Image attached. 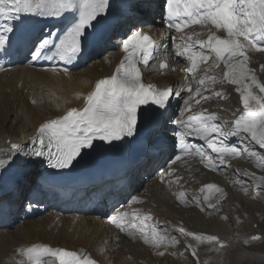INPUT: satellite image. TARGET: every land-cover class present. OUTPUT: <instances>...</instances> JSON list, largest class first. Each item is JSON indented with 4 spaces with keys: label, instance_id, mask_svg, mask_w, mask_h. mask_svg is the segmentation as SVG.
<instances>
[{
    "label": "bare ground",
    "instance_id": "1",
    "mask_svg": "<svg viewBox=\"0 0 264 264\" xmlns=\"http://www.w3.org/2000/svg\"><path fill=\"white\" fill-rule=\"evenodd\" d=\"M120 2L121 0H118V4ZM146 2L147 0H137L140 4ZM154 2L158 5L160 0ZM158 13L157 7L141 11L135 17L121 19L116 28L121 35L115 36L111 41L109 54L101 57L102 50L107 44L103 45L96 53L100 58L97 59L95 55L89 59L87 69L83 67L73 71L43 69L31 64L32 57L25 61L20 54L0 56V78L21 73L28 99L19 101L20 109L27 113L26 116L23 113V117L28 126L11 131L8 130V126H0V152H7L12 143L27 144L41 123L63 116L71 108H83L86 96L94 90L95 83L112 75L120 63L123 57L122 48L113 45H117L124 38L123 33H127L129 26L132 25L152 32L162 44L160 58L145 68V79L157 83L160 87L173 83L175 88H182L186 79L191 84L192 93L184 91L182 98L177 100L180 101L182 108L184 106L182 101L187 99L188 95H192L191 108L182 114L177 113L175 118L186 119L190 115L216 113L219 121L227 120L231 125L241 112L233 87L225 82L215 85L206 82L205 85H199L198 80L204 77V69L207 66L202 64L195 75L187 72L190 64L174 54L173 42L169 41L170 33L162 26ZM40 18L30 17L23 22L37 21ZM48 31H51V26L43 30V32ZM206 33L207 29L203 26L192 27L177 34L175 42L182 43L181 36L184 37V43L204 40ZM188 36H191V41L188 40ZM196 48L199 49V45ZM162 58L170 63V68L164 71L159 67V60ZM251 61L256 68L260 63L264 64V52L252 50ZM172 66L177 70L172 71ZM222 73L221 65L220 68H213L207 74L215 75L219 79ZM260 74L264 80V71H260ZM15 86L17 84L8 87L13 89ZM197 88L201 89L204 96L210 98L200 99L196 95ZM7 90L9 89H0V94ZM213 92H222L223 96H215ZM22 93L18 91L15 96H21ZM9 98L0 99V105H11L13 109L15 104ZM196 100L200 102L196 103ZM163 134L160 131L156 134L158 139L156 136L149 138L142 161L122 179L128 190L122 187L114 194L113 200H107L106 197L112 194V187L118 179L103 186L106 191L103 189L99 191L100 186L96 185L92 191H99L96 194L97 201L86 210L80 208L79 203L87 191L79 189L71 199L58 204L52 203L59 200L58 195L47 190L41 167L30 166L26 170L27 179L17 180L22 187L15 186L7 203L17 206L18 191L21 189L20 197L23 194L22 190L29 191L26 197L29 199L32 196V199H36V203L29 205L28 210L31 214H45L37 221V223L42 222L43 227L36 232L38 224L29 220L12 231L13 224L18 221L12 222L6 219V223L1 222L0 264H31L27 255L21 254L19 249L26 250L27 247L40 243L54 248L73 249L81 255L90 254L100 264H264V250L259 247L255 250L249 249V246H260L264 242V236L260 239H252L256 234L263 233L264 179L261 177H264V159H261V156H264V149L253 145L249 149L251 154H242L238 159L231 158L227 160L226 166L220 165L215 170H209L206 168L209 163L207 157L213 154L207 148L201 147L204 155L196 154L176 164H167L162 171L154 173L156 166L167 162V157L173 151V143L171 145L168 138L172 136L171 132L167 135ZM226 142L235 143L236 138L232 137ZM211 179L222 183L228 193L226 200L216 209L208 208V203L203 202L197 192L201 184ZM141 184L144 188L138 190ZM12 186L13 181L0 186V193ZM31 187L34 188L29 189ZM181 193L184 194L183 202L180 198ZM255 198L260 200V206L252 203ZM197 200L200 203H197ZM9 207L11 206L0 205V214L5 216ZM114 209L127 211L129 213L126 218L127 226L134 223L136 228H130L129 232L117 229L109 219V216L114 214ZM62 210L69 214L64 215ZM92 211L98 214L85 215ZM181 226L195 233L216 235L225 246L220 248L214 242L199 243L191 237H182L178 231ZM141 228L150 238L156 232L168 239L158 246L146 244L140 232ZM173 236L179 241L176 247L170 242ZM186 240L196 248V257L191 254L192 250L187 248ZM46 259L49 260V264H58L55 258Z\"/></svg>",
    "mask_w": 264,
    "mask_h": 264
},
{
    "label": "snow or ice",
    "instance_id": "2",
    "mask_svg": "<svg viewBox=\"0 0 264 264\" xmlns=\"http://www.w3.org/2000/svg\"><path fill=\"white\" fill-rule=\"evenodd\" d=\"M157 7L163 25L170 32L183 33L191 25L207 29L206 40L184 43L181 36L182 43H176V37H173L174 54L190 64L187 69L190 74L195 75L202 64L207 66L204 77L198 80L199 85L225 81L235 85L244 109L242 114L231 125L227 120L219 121L216 113L175 118L177 113L190 110L193 97L188 95L182 101L184 106L176 113L172 112L173 101L180 100L185 90L192 93V87L190 84L186 89L159 87L143 81L141 66L148 67L150 61L157 60L162 45L148 32L132 25L127 33H123L124 38L113 45L121 47L125 54L115 73L95 83L83 108H71L63 116L41 123L27 144L12 143L7 152H0V186L9 181L26 180V170L36 163L46 169L70 170L89 155L85 150L95 151L99 147L95 144L97 140L110 146L113 142L141 141L147 148L145 138L156 136L168 125L175 126L172 137L183 145L173 163L180 161L182 155L193 152L204 155L199 148L194 149L190 142L186 143L189 137L207 142V149L214 156L208 155L206 166L213 170L220 165L226 166L227 160L233 157L251 154L249 149L253 145L264 149V81L257 70L250 67L248 55L252 50L264 52V0H160L158 5L154 0L143 4L137 0H121L119 4L114 0H0V56L9 55L14 47L21 46L32 58L43 56L58 63L72 62L90 46L108 44L121 35L116 31L121 19ZM30 17L55 18L62 24L55 34L42 31L34 35L23 23ZM191 39L188 36V40ZM221 65L223 73L219 79L207 74ZM160 68H168L167 62L161 63ZM260 71H264V65L260 66ZM196 95L200 99L210 98L204 96L200 88L196 89ZM213 95L221 97L223 93L213 92ZM232 137L236 142L227 143ZM206 190L213 195L219 194L214 202L207 204L208 208L216 209L220 198L226 195L225 190L215 183L205 184L200 189L202 193ZM183 196L181 193L182 202ZM203 199L209 201L210 196L204 195ZM196 202L200 203L199 200ZM113 212L109 219L117 229L129 232L130 228H136L134 223L127 226V211L114 209ZM178 231L182 237H191L199 243L207 241L220 248L225 246L216 235L197 234L186 231L183 226ZM140 232L146 244L158 246L168 239L156 232L150 238L143 228ZM170 242L179 241L173 236ZM187 248L192 250L194 257L197 256L191 243H187ZM19 251L27 255L31 264H49L46 258H55L58 264H98L90 254L81 256L77 251L47 244H33Z\"/></svg>",
    "mask_w": 264,
    "mask_h": 264
},
{
    "label": "rangeland",
    "instance_id": "3",
    "mask_svg": "<svg viewBox=\"0 0 264 264\" xmlns=\"http://www.w3.org/2000/svg\"><path fill=\"white\" fill-rule=\"evenodd\" d=\"M111 45H112V42L108 43L107 46L102 50V56L101 57H105L109 54V50L111 49ZM96 58H100V55L99 56H96ZM95 58V59H96ZM25 61H27L29 59V56H28V53L25 54L24 58H23ZM83 69H87L89 67L88 63L87 65H83L82 66ZM174 71V70H173ZM10 73L12 72V70L9 71ZM9 74V73H8ZM6 75V74H5ZM9 77H3V78H0V89H9L7 91H5L4 93L0 94V99H5L7 97H10L9 99L11 101L14 102V106H13V109H11V105L7 106V105H0V126H8V130H20V129H24L26 126H28V124L26 123V121L24 120V117H23V113H24V116H26L27 113H25L23 110L20 109V106L19 104L21 102L19 101H27L28 99L26 98V91H25V88L23 86V82H24V79L22 78L21 76V73H16L15 75H7ZM14 84H17V86H15L13 89L8 87V86H11V85H14ZM22 93L21 96H15L17 93ZM179 107V105H178ZM176 108V106H173V109H172V112L173 113H176V110H174ZM20 118H21V123H20ZM29 123V122H28ZM17 126V127H16ZM17 133H19L17 131ZM20 135V134H19ZM19 135H16V136H19ZM172 143V142H171ZM167 163H163V164H159L158 166H156L155 168V171L154 173H157V172H160V170L164 169V167L166 166ZM36 168V167H35ZM161 181V180H160ZM142 182V180H141ZM13 183H15V185L17 186L18 185V188L22 187L20 186L19 182H15L13 181ZM15 187H10V189L8 190H5L4 192L1 193L2 197L0 196V205H2L3 207L5 206H11L9 207V210H7V214H0L2 215L1 218H0V223L3 222L8 219V220H11L12 222L13 221H18L16 222L15 224H13V229L12 231H15V229L21 225H23L25 222L29 221V220H32L36 223L37 227H38V230L36 232L39 231V229H41L43 227L42 225V222L40 223H37L38 220H41L45 214H40V213H37V214H31V211L28 210V206L36 203V199L35 198H31L32 196H30V198L28 199L26 196H28V193L29 191H23V194L22 196L20 197L21 195V192L20 190L18 191V196L17 197V200H16V204H18L17 206H15V204H10V203H7V200L10 198L11 194H12V191ZM34 187H31L29 189H32ZM142 188H144V185H139L138 186V190H141ZM17 193V191H16ZM257 193V192H255ZM48 197V196H47ZM21 198V199H20ZM19 200V202H17ZM30 200L29 202L27 201ZM260 201L258 198H255L254 200H252V203H255L257 205H261ZM44 202V201H43ZM42 204V202H41ZM264 210V207L262 208ZM64 215H67V213H64ZM90 215H94V212H91ZM24 220V221H22ZM6 223V221H5ZM1 227V226H0ZM262 230H263V233H258V235L260 236V238H263L264 236V220L262 222ZM41 244V243H40ZM175 247L178 246V243H174L173 244ZM262 249L264 250V242L263 244H260L259 245H253V246H249V249L250 250H255V249Z\"/></svg>",
    "mask_w": 264,
    "mask_h": 264
}]
</instances>
